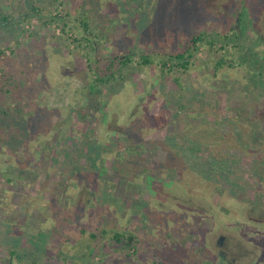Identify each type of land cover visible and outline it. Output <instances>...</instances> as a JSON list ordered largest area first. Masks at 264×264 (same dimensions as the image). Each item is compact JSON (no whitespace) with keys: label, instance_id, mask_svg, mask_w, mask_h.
<instances>
[{"label":"rangeland","instance_id":"1","mask_svg":"<svg viewBox=\"0 0 264 264\" xmlns=\"http://www.w3.org/2000/svg\"><path fill=\"white\" fill-rule=\"evenodd\" d=\"M61 1L67 26L32 19L13 34L0 31V49L19 46L37 57L30 69L26 63V76L28 85H38L31 98L0 94V107L25 115L14 123L0 117V264H33L29 254L37 264H144L142 256L115 251L110 240V232L139 228L150 235L187 232V245L206 248V264H264V133L251 142V127L234 116L240 106L264 112V82L259 96L241 86L248 75L240 67L214 78L201 46L183 81L207 104L203 119L191 120V108L178 113L177 89L155 65L137 71L124 90L104 89L97 113L86 98L93 57L75 41L86 35L79 23L88 14L104 28L94 32L101 44L96 55L176 51L195 33L230 29L239 0ZM20 3L0 0V11L19 18ZM246 3L245 48L263 59L264 0ZM255 119L264 123L261 115ZM234 128L245 132L249 149L239 147ZM167 137L177 157L166 149ZM133 145H144V154H128ZM192 151L231 159L227 174L238 175L239 191L202 176L201 162L189 163ZM67 155L82 171L74 172ZM90 158H97L96 170ZM101 231L108 234L97 246L92 234Z\"/></svg>","mask_w":264,"mask_h":264},{"label":"trees","instance_id":"2","mask_svg":"<svg viewBox=\"0 0 264 264\" xmlns=\"http://www.w3.org/2000/svg\"><path fill=\"white\" fill-rule=\"evenodd\" d=\"M63 5L64 2L60 0H21L20 7L17 8V14L19 18L15 17V14H5L1 9L0 11V31L13 34L14 29L21 27L22 23H28L32 19H37L48 25L49 23L61 22L64 26H67V19L62 17L59 13V6ZM246 0H239L237 7L233 13L235 17V23L230 29L218 34H204L195 33L185 45L176 51H143L137 53L134 49H128L120 54H111L108 57H102L100 54L96 55V51L99 50L100 42L97 40V35L94 33L102 29L97 22L92 23L90 15L83 16L79 24L85 29V36L82 39H75L76 42L80 43V46L86 50L90 57H93L94 67H91V72L94 79L88 88L87 99L89 104L93 107L97 113L102 112L105 100L103 99V90L109 89L112 93H117L118 89L124 90V85L134 78L136 72L143 68H149L150 66H157L160 69L161 77L163 79L171 78L174 83L177 92L174 95L173 104L175 105L178 113L184 114L188 112V108H191L190 114H188L191 120L199 121L208 115V111H205L207 104L203 101L200 96L192 94V88L188 84L184 86L183 76L187 75L191 70V67L195 65L197 61V53L201 46L207 48L209 57L213 61V77L218 78L220 74H230L237 68H242L248 75V83L241 84L243 89L249 88L252 92H256L259 95V86L264 82V58L262 59L259 55L249 52L245 48V40H243L244 25H245V7ZM64 12V11H63ZM96 13L98 10L96 9ZM55 13H57L55 15ZM97 18V16L95 17ZM101 22V20H100ZM103 25V24H102ZM89 26L94 29L86 30ZM22 30V29H21ZM125 31V30H124ZM118 30L119 32H124ZM242 33V34H241ZM95 35V36H94ZM90 37V38H89ZM94 38V39H92ZM229 47L231 50H229ZM10 50V54L7 51ZM90 50V51H89ZM224 53H220V52ZM37 59L35 55L31 53H25L19 46L13 50L0 49V94L14 95L18 97H32L37 90L38 85L33 83L29 84V79L26 76V63L28 69L33 67L31 65L32 60ZM92 58H90L91 61ZM135 59H138L137 61ZM33 63V62H32ZM191 94V96L186 95ZM193 95V96H192ZM260 96V95H259ZM219 104V102H217ZM193 104V105H192ZM194 104H197L196 108H193ZM192 105V106H191ZM207 110V109H206ZM261 115L264 120V112L257 111L255 108L253 112L239 107L234 110V116L236 119L246 121L251 127V132L248 135V139L251 142H256L258 133H264V123H258L256 116ZM0 117L5 122L14 123L16 119L23 120L25 115L23 110L20 111H9L4 106L0 107ZM262 122V121H259ZM249 127V128H250ZM191 129L190 127L188 128ZM235 129V128H234ZM192 131V130H190ZM194 133V132H193ZM236 141L239 147L243 150L249 149L247 143L244 141L245 132L239 128L234 130ZM212 136V135H211ZM174 137V136H173ZM173 137H167V142L164 143L166 149L172 156L178 152L177 146H174ZM206 141H200L201 144L207 145ZM210 145H212L210 143ZM213 146V145H212ZM144 145H133L130 146L127 153L141 156L144 154ZM200 150H197L199 152ZM197 152L192 151L191 155H188L190 164L201 162V170L199 171L202 176L208 179H218L219 181L226 182L231 189L235 190L239 188V178L236 174H227L228 170L226 167L230 163L231 159H227L225 156L222 162L217 161L216 158L206 156L201 158L197 155ZM82 153V152H81ZM80 154V153H79ZM77 154V158L83 154ZM68 159H73L72 156L67 155ZM93 169H97V158H90ZM180 163H187L186 161L179 160ZM74 172L78 173L82 171V168L78 166V163L72 160ZM73 172V173H74ZM231 173V172H230ZM10 182V180H8ZM239 191V190H238ZM237 191V192H238ZM112 224L117 227L121 226V222L118 217H112ZM239 223V222H238ZM139 228V227H138ZM168 228V227H167ZM157 230L151 235L139 228L137 230L125 229L123 231H113L110 240L115 242V251L126 253L128 255L142 256L144 264H206L208 261V253L206 248L199 242L191 241L190 245H187V241L184 239L183 234L178 236L172 231L163 232V234H157ZM191 235L193 232L188 231ZM108 233L101 231L99 234H92L95 239V244L100 245L104 237ZM173 239L172 242L168 240ZM220 241H223L221 238ZM96 248V247H94ZM93 249V246H92ZM15 252H11L13 255ZM32 256V263H38V257L34 254ZM48 264L53 262L49 260Z\"/></svg>","mask_w":264,"mask_h":264}]
</instances>
